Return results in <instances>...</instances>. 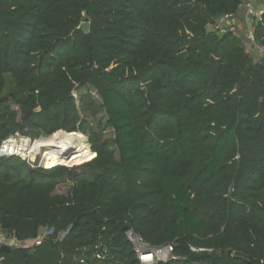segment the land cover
I'll return each instance as SVG.
<instances>
[{
  "label": "trees",
  "instance_id": "trees-1",
  "mask_svg": "<svg viewBox=\"0 0 264 264\" xmlns=\"http://www.w3.org/2000/svg\"><path fill=\"white\" fill-rule=\"evenodd\" d=\"M241 3L0 0V143L64 130L90 145L78 175L73 159L0 158V226L53 229L5 264H140L124 226L174 242L156 264H264V65L208 29ZM252 29L264 46V12Z\"/></svg>",
  "mask_w": 264,
  "mask_h": 264
},
{
  "label": "built area",
  "instance_id": "built-area-1",
  "mask_svg": "<svg viewBox=\"0 0 264 264\" xmlns=\"http://www.w3.org/2000/svg\"><path fill=\"white\" fill-rule=\"evenodd\" d=\"M243 10V21L240 26L241 34L237 31L235 19L237 20V12L234 14H222L218 16L211 26L218 34L232 32L236 35H241L243 43L248 51V54L256 60L264 57V46L256 42L253 35L252 23L258 19L264 12V5L261 0H242L238 11ZM34 139L26 137L19 131L9 135L0 143V158L18 157L23 161L31 162L32 167H45L41 162L35 164L30 160V156L35 157L39 154L40 149L34 148ZM34 157V158H35ZM45 228V232L41 229ZM35 238L21 240L14 232H7L0 226V247L9 246L10 248H28L31 249L39 244L43 239L47 238L53 232V229L42 227ZM127 240L133 246L135 255L140 264H156L158 262H167L179 258L174 253V242H168L161 246H151L140 235L134 233L130 228L124 232ZM63 234V233H62ZM191 251L199 252L205 249L190 247ZM261 263H264L261 260ZM0 264H5V253L0 251Z\"/></svg>",
  "mask_w": 264,
  "mask_h": 264
},
{
  "label": "bare ground",
  "instance_id": "bare-ground-1",
  "mask_svg": "<svg viewBox=\"0 0 264 264\" xmlns=\"http://www.w3.org/2000/svg\"><path fill=\"white\" fill-rule=\"evenodd\" d=\"M33 145L36 150H44L42 161L45 167L67 163L72 158L81 156L88 151L86 150L87 143L85 139L79 138L75 132H66L64 130H57L48 137H37ZM70 152L71 155L68 157L67 154ZM34 157V155L30 156V158Z\"/></svg>",
  "mask_w": 264,
  "mask_h": 264
},
{
  "label": "rangeland",
  "instance_id": "rangeland-1",
  "mask_svg": "<svg viewBox=\"0 0 264 264\" xmlns=\"http://www.w3.org/2000/svg\"><path fill=\"white\" fill-rule=\"evenodd\" d=\"M239 15H240V18L239 19H235V22H236V25H237V27H238V33L239 34H241V32H242V30H240V26H241V23H242V21H243V10H240V12H239ZM242 27V26H241ZM208 29H211V30H214V28L211 26V25H209L208 26ZM247 50V49H246ZM73 95L75 96V97H77L78 95H79V92L78 91H74L73 92ZM67 132V131H66ZM75 134L79 137V138H81V139H85L86 140V143H87V147H86V150H89L88 148H90V145H89V142H88V137L87 136H85V135H83L81 132H75ZM50 134H44V133H40L39 134V136H37V137H41V136H43V137H48ZM26 137H28V138H31V139H36L37 137L36 136H34V135H28V134H26ZM91 150V149H90ZM44 150H42V149H40V151H39V154L35 157V164H37V163H39V162H41L42 160H43V155H44V152H43ZM73 159V161H72V163H70V164H68V165H66V164H62V163H60V164H62V165H64V166H67V167H69V168H71L73 171L74 170H77V175L79 174V173H81L82 172V168H80V166L83 164L82 162H84L85 163V161L87 162V157H86V152L85 153H83L81 156H76V157H74V158H72ZM71 159V160H72ZM89 161V160H88ZM27 164H29L30 166L32 165V163L30 162H27V161H25ZM42 164H44L43 163V161L41 162ZM82 163V164H81ZM32 167V166H31ZM73 183H75V180H70V179H66V180H64V181H62V182H60L59 184H58V186H57V191L58 192H66L68 189H69V187L73 184ZM41 232H45V228H42L41 229ZM64 234V233H63ZM63 234L62 233H60L59 234V237H62L63 236Z\"/></svg>",
  "mask_w": 264,
  "mask_h": 264
},
{
  "label": "water",
  "instance_id": "water-1",
  "mask_svg": "<svg viewBox=\"0 0 264 264\" xmlns=\"http://www.w3.org/2000/svg\"><path fill=\"white\" fill-rule=\"evenodd\" d=\"M79 28L84 32V33H88L89 31V22L88 21H82L79 24ZM256 66H263L264 65V57L259 58L258 60L255 61L254 63ZM144 92H146L145 89H143ZM31 111H29L30 113ZM75 132V131H72ZM71 155V152L67 154V156L69 157ZM30 160L32 162H34L35 158H30ZM55 165H61V164H55ZM53 165V166H55ZM52 167V166H51ZM73 174L76 175L77 174V170L73 171ZM129 229L128 226H124L122 227V231L125 232ZM13 248H10L9 246H1L0 247V251L3 253H8L9 251H11Z\"/></svg>",
  "mask_w": 264,
  "mask_h": 264
},
{
  "label": "crops",
  "instance_id": "crops-1",
  "mask_svg": "<svg viewBox=\"0 0 264 264\" xmlns=\"http://www.w3.org/2000/svg\"><path fill=\"white\" fill-rule=\"evenodd\" d=\"M261 2H262V4L264 5V0H261ZM239 12H240V11H237V14H236V15H237V19L240 18Z\"/></svg>",
  "mask_w": 264,
  "mask_h": 264
}]
</instances>
